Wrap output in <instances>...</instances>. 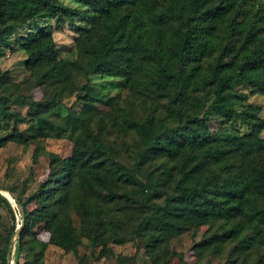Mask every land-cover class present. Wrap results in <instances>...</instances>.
Here are the masks:
<instances>
[{
    "label": "trees",
    "instance_id": "16d2710c",
    "mask_svg": "<svg viewBox=\"0 0 264 264\" xmlns=\"http://www.w3.org/2000/svg\"><path fill=\"white\" fill-rule=\"evenodd\" d=\"M76 1L78 7L59 0H0V57L13 49L10 36L27 26V33L14 43L25 51L27 67L40 68L38 83L68 88L72 74L81 72L112 78L122 88L148 85L168 96L175 125L159 117L155 122L124 119L142 143L134 165L127 168L112 158L90 128L96 104L111 108L112 96L82 84L78 91L71 90L74 105L55 116L60 98L35 101L22 93L13 95L6 87L8 75L0 72V133L8 131L0 134V147L7 140L74 135L68 156L49 154L48 173L37 189L23 199L14 195L23 220L21 224L19 216L4 241L0 239V264H7L9 240L19 224L14 252L23 255V264H46L48 244L75 251L86 227L93 226L94 241L97 213L79 231L67 214L69 205L92 215L99 205L95 200L112 201L118 183L140 190V162L154 156L177 160L178 177L174 194L163 205L151 206L148 216L157 221L147 233L149 245L175 236L189 222L242 215L264 224V116L244 103L249 93L264 95V0ZM48 19L74 25L75 58L58 57ZM203 60H209L204 70ZM241 85L247 92L236 90ZM239 123L245 132L238 129ZM21 124L27 127L21 129ZM153 193L150 190L146 198ZM32 202L36 204L28 209ZM2 203L13 216L10 202L0 195ZM34 229L47 231V242L38 239ZM240 234L236 223L219 238ZM240 243L241 250L252 245L245 237ZM205 245L197 243L199 249Z\"/></svg>",
    "mask_w": 264,
    "mask_h": 264
},
{
    "label": "rangeland",
    "instance_id": "374dc122",
    "mask_svg": "<svg viewBox=\"0 0 264 264\" xmlns=\"http://www.w3.org/2000/svg\"><path fill=\"white\" fill-rule=\"evenodd\" d=\"M59 1L71 7L79 6L76 0ZM46 22L51 24L58 57L75 58L78 49L74 25L67 20L48 19ZM28 28L26 26L17 29L10 36V47L13 49H6L5 55L0 57V72L8 75L6 87L13 95L16 92L22 93L26 98L35 101L60 98L61 103L56 107L55 116L66 114L67 107L74 105L75 92L71 90L78 91L82 84H92L101 93L112 96L115 103L111 108L102 103L96 104L98 112L93 115L90 128L111 152L112 158L127 168L134 165L142 143L124 119L138 122L151 119L155 122L159 117L165 124L175 125L167 108L172 104L168 96H161L160 92H154L148 85H140L139 90L131 87L122 88L112 78L85 76L81 72L72 74L68 88L61 89L49 83H38L37 75L41 71L40 68L27 67L25 51L14 43L27 33ZM207 61L209 60L200 62V69L204 70ZM236 90L247 92L244 85L238 86ZM200 93L199 90L195 92L198 95ZM244 103L258 108L259 117L264 116V95L257 92L249 93ZM240 108L241 106L237 107ZM237 126L241 132L247 130L241 123ZM19 127L24 129L27 126L21 124ZM212 127L214 128L215 124H212ZM7 132L0 134L4 135ZM260 137L264 139V128L260 132ZM73 139L74 135L66 132L61 136L35 137L26 142L7 140L0 147V188L7 187L13 191L10 192L12 196L7 191L0 192V195L10 202L13 212L12 216L8 207L3 203L0 204L2 242L17 224L19 216L21 218L14 195L23 199L35 191L48 173L49 154L68 156L71 153ZM176 164L177 160L164 156H154L148 161L140 162L137 174L142 184L140 190L135 185L118 183L113 187L117 194L112 201H107L106 198L95 200L99 205L95 206L97 209L92 215L82 208L75 209L72 204L69 205L67 214L74 228L79 231L82 225L88 226V222L97 213L95 219L98 223L94 226L97 237L91 241V237L95 234L91 226L92 228L86 227L85 230H81L80 243L75 251L48 244L44 252V262L46 264H264V224H259L256 220L249 221L242 215L227 221L212 219L205 222H189L184 224L175 236L155 246L149 245L147 233L153 231L151 227L157 220L148 215L152 205H163L166 197L174 194L173 186L178 177L177 169L174 167ZM150 190H154V193L146 198L145 194ZM101 191L105 192L104 189ZM35 204L36 202H32L27 208L30 209ZM236 223L241 225L239 236L219 238L223 229ZM34 232L38 239L47 242V231L34 229ZM17 236L14 231L10 239ZM241 237L252 243L250 248L241 250ZM200 241H206V245L201 249L197 246ZM10 260L11 264L24 262L23 255L14 252V246Z\"/></svg>",
    "mask_w": 264,
    "mask_h": 264
},
{
    "label": "water",
    "instance_id": "95a60500",
    "mask_svg": "<svg viewBox=\"0 0 264 264\" xmlns=\"http://www.w3.org/2000/svg\"><path fill=\"white\" fill-rule=\"evenodd\" d=\"M2 191H7V193L9 194V195H11V193L8 191V190H5V189H2V188H0V192L2 193ZM12 196V195H11ZM18 209H19V211H20V215H21V224H22V220H23V210H22V207H21V205L18 203ZM21 224L17 227V229L15 230V235L17 236L18 234H19V231H20V229H21ZM15 238L16 237H12L11 239H10V244H9V247H8V251H7V264H11V260H10V253H11V250H12V248H13V246H14V242H15Z\"/></svg>",
    "mask_w": 264,
    "mask_h": 264
}]
</instances>
